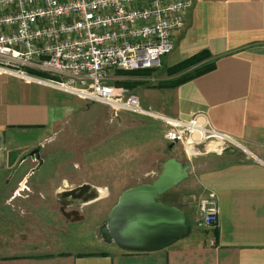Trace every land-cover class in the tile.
I'll use <instances>...</instances> for the list:
<instances>
[{"label":"crops","instance_id":"crops-1","mask_svg":"<svg viewBox=\"0 0 264 264\" xmlns=\"http://www.w3.org/2000/svg\"><path fill=\"white\" fill-rule=\"evenodd\" d=\"M186 18L174 50L163 57L167 68L162 58L161 73L158 68L142 76L117 72L111 83L121 86V76L152 77L159 82L140 86L146 88L143 96L135 93L143 81H126L134 83L131 92L145 108L185 120L205 113L216 129L245 147L195 159L193 191L181 203L178 197H161L182 209L203 235L197 232L191 241L150 253L126 252L108 243L93 251L71 250L68 243L42 249L25 232L30 228L25 207L12 203L16 189L0 187V264H264V0H194ZM203 51L215 62L214 70L176 87L163 86L181 75L169 76L168 68ZM82 100L46 83L0 73V180L3 175L30 178L36 161L21 156L49 141L81 109ZM210 191L218 196L219 223L202 229L197 226L199 202Z\"/></svg>","mask_w":264,"mask_h":264},{"label":"built area","instance_id":"built-area-1","mask_svg":"<svg viewBox=\"0 0 264 264\" xmlns=\"http://www.w3.org/2000/svg\"><path fill=\"white\" fill-rule=\"evenodd\" d=\"M194 0H0V73L38 81L89 102L165 125L163 138L192 163L230 150L245 151L205 113L168 117L141 106L128 88L111 83L119 71L159 68L186 27ZM48 77L45 78V76ZM215 192L199 202L197 226L215 229Z\"/></svg>","mask_w":264,"mask_h":264},{"label":"rangeland","instance_id":"rangeland-1","mask_svg":"<svg viewBox=\"0 0 264 264\" xmlns=\"http://www.w3.org/2000/svg\"><path fill=\"white\" fill-rule=\"evenodd\" d=\"M165 60L166 57V67ZM161 69L156 71L161 73ZM122 77L117 82L143 81L138 87L159 82L152 77ZM138 87L133 88L135 93L143 96L146 88ZM79 103L76 105L81 109L49 141L36 144L21 156L28 159L34 149H40L42 163L33 157L36 162L30 178L19 181L3 175L0 180L1 188L16 189L12 203L25 207L24 219L31 225L26 224L30 228L25 232L42 249L53 250L55 243H68L71 250L93 251L98 245H105L100 230L107 224V212L125 190L155 181L169 159L170 144L163 138L164 123L127 111L119 112L118 118L109 106L87 100ZM141 106L145 108L142 102ZM173 153L179 161L189 162L182 147L177 145ZM27 167L28 164L24 169ZM192 178L164 196L170 200L178 197L176 203H181L193 191ZM188 222L192 233L184 240L191 241L197 232L203 235L193 221Z\"/></svg>","mask_w":264,"mask_h":264},{"label":"water","instance_id":"water-1","mask_svg":"<svg viewBox=\"0 0 264 264\" xmlns=\"http://www.w3.org/2000/svg\"><path fill=\"white\" fill-rule=\"evenodd\" d=\"M169 145V159L162 172L150 184L125 190L110 210L107 224L100 230L102 239L119 249L133 253H150L167 249L190 236L192 226L185 212L160 201V198L191 176L192 164L179 161ZM40 158V149L30 153Z\"/></svg>","mask_w":264,"mask_h":264},{"label":"trees","instance_id":"trees-1","mask_svg":"<svg viewBox=\"0 0 264 264\" xmlns=\"http://www.w3.org/2000/svg\"><path fill=\"white\" fill-rule=\"evenodd\" d=\"M210 54L207 51L200 52L191 58L167 69V74L169 76L180 75L179 77L164 81L163 86L176 87L184 84L196 77L202 76L215 69L216 64L214 61H210ZM154 70H144V71H120V75H150ZM118 85L125 86L128 88L132 87L131 82H117ZM161 86V84L159 85Z\"/></svg>","mask_w":264,"mask_h":264},{"label":"flooded vegetation","instance_id":"flooded-vegetation-1","mask_svg":"<svg viewBox=\"0 0 264 264\" xmlns=\"http://www.w3.org/2000/svg\"><path fill=\"white\" fill-rule=\"evenodd\" d=\"M34 150H35V149H34ZM34 150H33V151H34Z\"/></svg>","mask_w":264,"mask_h":264}]
</instances>
